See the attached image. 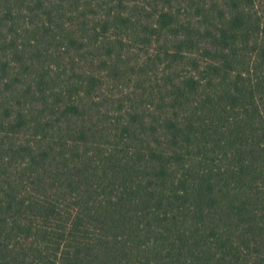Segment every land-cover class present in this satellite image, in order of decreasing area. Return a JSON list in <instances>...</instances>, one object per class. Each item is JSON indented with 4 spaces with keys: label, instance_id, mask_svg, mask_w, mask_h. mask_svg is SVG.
Segmentation results:
<instances>
[{
    "label": "trees",
    "instance_id": "trees-1",
    "mask_svg": "<svg viewBox=\"0 0 264 264\" xmlns=\"http://www.w3.org/2000/svg\"><path fill=\"white\" fill-rule=\"evenodd\" d=\"M0 264H264V0H0Z\"/></svg>",
    "mask_w": 264,
    "mask_h": 264
}]
</instances>
